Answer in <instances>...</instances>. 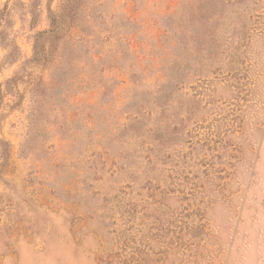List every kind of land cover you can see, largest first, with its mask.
<instances>
[{"label":"rangeland","instance_id":"1","mask_svg":"<svg viewBox=\"0 0 264 264\" xmlns=\"http://www.w3.org/2000/svg\"><path fill=\"white\" fill-rule=\"evenodd\" d=\"M63 1L0 0V264H264V0L243 26L229 0ZM176 59L142 174L109 138Z\"/></svg>","mask_w":264,"mask_h":264},{"label":"trees","instance_id":"2","mask_svg":"<svg viewBox=\"0 0 264 264\" xmlns=\"http://www.w3.org/2000/svg\"><path fill=\"white\" fill-rule=\"evenodd\" d=\"M63 3H65V5H66V6L65 5L63 6L65 11H69V14H71V0H65V1H63ZM217 3H219V0H212V2L210 3L209 6L215 7ZM220 3H222V2H220ZM252 4L255 5L256 0H229L228 4L226 3V5H229V8H230V6L232 8H234V10L231 12L233 14H237L236 19H238L242 22V26L246 22V19L242 14L244 12H246L247 9H250ZM224 7L225 6H222L220 11H224ZM204 8H205V5H202L200 8H198L199 12L202 13V11H205L206 8L205 9ZM50 18L52 20V25L55 28L56 23H57V16L53 12H50ZM237 24H238V28H235V29H240V32H241L242 26H240L239 22ZM54 28L50 32L44 33L43 36H45V38H48L50 40L55 38ZM241 40H242V38H241ZM241 40H234L233 39L232 42L236 41V43H241ZM38 43H40V42H37L35 44V47H34L35 48V58H34L35 60H37L36 54H37ZM218 46L220 48L223 46V44H219ZM41 48H42V50H41L42 58L45 59L46 57L44 55H46V54L44 53L45 52L44 46L42 45ZM213 49H214V46L212 47V49L209 50L210 54L213 52ZM222 53H224V51H222ZM186 70H187V67L186 66L183 67L182 60L176 59L172 63V66L169 68V71H171V72H169V74L166 75V81L159 86V89L155 93L150 92L148 95L145 93H142L141 94V97L143 98L142 101L134 102V103L131 102V103L127 104V106H126L127 111H128V109H131V106H135V109L133 110L135 112H133L132 110H129L127 112L128 113V120H129L128 124L121 126V128L118 130L119 132L117 134H115L113 137L109 138V141L112 144L110 146L111 149H113V143L114 142H117L118 140L127 142V138H129V136L132 138L141 140V143H142L141 149L140 150H134L136 156L134 155L135 158H133L134 160L131 161L129 165L130 166L136 165V169L137 170L141 169L142 174H149V175L152 174V168H150L149 172H147L146 166L152 165V163L155 160H158V156H156V153H158V151H160L161 149H159L157 151V148L159 147V144H162V142H163L162 137H160V138L157 137L156 140H154L151 137V139H149V141H148L150 143H145L147 140L146 137H149L151 134V133H149L151 130L145 129L146 125L144 123V120L142 119V114H144V111H143L144 105H149V107H153V109L157 108L160 110H165L166 107L172 102L174 95L179 91L181 84H182V77L185 74ZM65 83H64V85H66ZM59 93H61V90L59 91ZM151 96H152V98H151ZM148 98H151V100H147ZM144 102H145V104H142ZM111 136H112V134H111ZM125 139H126V141H125ZM0 148L2 149L1 158L3 160V166H4V165H6L7 160L9 158L10 144L8 142L0 139ZM148 152L151 153L152 155H150ZM140 153H143V155L142 154L139 155ZM96 155L99 156L98 153H96ZM113 155H115V154H113ZM91 156L94 157V154ZM90 157H89V159H90ZM139 157H141V158L139 159ZM121 158H123V160H125L127 162L130 161L128 154L123 156V157L121 156ZM164 159H165V156H164ZM164 159H163V161H164ZM138 160H141V163H138L137 162ZM88 161H90V160H88ZM102 164L105 165V162ZM119 170L121 172H124V171L126 172L127 168H126L125 163L120 164ZM134 174L136 175V177H134V181L138 182L139 177H137V176L139 174H136V173H134ZM137 182H136V184H137ZM160 182L163 183L162 180H160V179L155 183L147 180L146 186L154 188L156 192H158V191L164 192V191H162L163 188H162V185L160 184ZM141 183H143V180L141 182H139V184H141ZM133 185L132 184H125V185L119 187L117 192L114 195V198L117 195L123 196V191H126V188H132ZM122 188L124 190L121 193ZM118 202H121V201L119 200Z\"/></svg>","mask_w":264,"mask_h":264}]
</instances>
